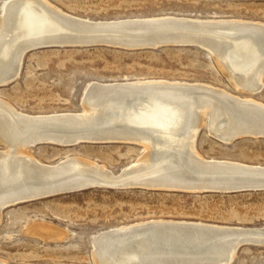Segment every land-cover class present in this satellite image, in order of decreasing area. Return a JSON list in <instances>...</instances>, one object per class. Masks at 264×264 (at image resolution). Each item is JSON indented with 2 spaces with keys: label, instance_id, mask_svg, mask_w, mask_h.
Segmentation results:
<instances>
[{
  "label": "bare ground",
  "instance_id": "bare-ground-1",
  "mask_svg": "<svg viewBox=\"0 0 264 264\" xmlns=\"http://www.w3.org/2000/svg\"><path fill=\"white\" fill-rule=\"evenodd\" d=\"M3 10L0 15V85L17 77L27 51L103 37L98 35L97 28H106L118 35V39L107 37V41L127 42L136 39L141 30L127 28L124 24L169 20L176 21L170 22L174 25L154 28L164 33L176 29L179 34H187L181 39L203 45L235 89L256 93L264 85V22L171 15L95 21L65 13L47 0H11ZM220 53L223 58L218 56ZM221 60L231 68L230 73ZM81 106L82 110L77 112L28 115L0 103V117L2 113L5 117V121L0 122V141L6 147V151H0V206L9 201L7 199L30 194V191L76 188L95 184V181L114 187L191 191L201 189L206 181L240 176L245 173L240 171L242 169L254 172L251 179H264V166L205 159L192 145L194 137L189 140L203 126L222 140H228L235 133L264 135V103L253 97L234 95L200 82L130 80L90 83L83 93ZM49 118L64 121L33 123V120ZM48 130L73 132L71 136L85 135L86 131H116L114 136L140 143L144 152L119 173L78 157L45 164L27 154L25 148L29 147L22 145L31 138L46 135L57 142L71 141ZM183 222L192 224L181 225ZM33 230L52 231L45 226H36ZM217 230L253 232L258 236L250 241L264 244V226L150 220L99 233L91 240L92 256L95 264H170L188 257L202 259V263L212 261L210 259L230 260L235 237ZM54 234L60 235L57 231ZM0 264L9 263L0 260Z\"/></svg>",
  "mask_w": 264,
  "mask_h": 264
},
{
  "label": "rangeland",
  "instance_id": "rangeland-1",
  "mask_svg": "<svg viewBox=\"0 0 264 264\" xmlns=\"http://www.w3.org/2000/svg\"><path fill=\"white\" fill-rule=\"evenodd\" d=\"M10 1L0 0V15ZM47 1L65 13L95 21L171 15L264 22V0ZM130 80L200 82L243 95L215 58L196 46L126 49L100 45L27 52L17 78L0 87V103L28 115L77 112L82 110L83 93L90 83ZM253 98L264 103V85ZM3 119L2 113L0 122ZM210 133L203 126L196 136L195 148L203 158L264 166V138L242 137L222 143ZM3 150L6 147L0 141ZM25 152L45 164L78 157L119 173L141 158L144 148L117 143L43 144L25 148ZM0 219V260L9 264H95L91 240L99 233L133 223L174 220L261 228L264 191L218 194L92 188L6 208ZM36 226L52 231L40 233L33 230ZM56 231L60 235L54 234ZM231 264H264V246H242Z\"/></svg>",
  "mask_w": 264,
  "mask_h": 264
},
{
  "label": "water",
  "instance_id": "water-1",
  "mask_svg": "<svg viewBox=\"0 0 264 264\" xmlns=\"http://www.w3.org/2000/svg\"><path fill=\"white\" fill-rule=\"evenodd\" d=\"M176 20H169V21H140V22H131V23H127L124 25H127L125 27L127 28H131L133 27L134 29H140L141 33L138 34L136 39H130V40H126L127 42H110L107 41V37H112L113 39H118V35L114 32H109V29L106 28H97V33L98 35H102L103 37H95L96 39H90L91 41H82V43H75V44H71V45H64V46H60V45H49L46 47H91V46H100V45H104V46H113V47H121V48H126V49H156V48H160V47H164V46H169V45H176V46H184V45H193L196 46L198 48H201L203 50H205L208 53V50L201 44L195 43L194 41H187L184 39H181L182 36H187V34H179L176 31V29H172L171 32L169 33H164L165 31L162 30H157L154 27L157 26H170V25H174L170 22H173ZM182 24V23H181ZM158 28V27H157ZM154 29V30H153ZM153 30V31H152ZM167 31V30H166ZM176 31V32H175ZM106 33H111L110 36H107ZM199 33V32H198ZM203 34V33H200ZM127 36H129L127 33L125 34ZM137 41V44H135ZM127 43H131V44H127ZM44 47V46H43ZM43 47H39V48H43ZM36 48V49H39ZM33 49V50H36ZM31 50V51H33ZM222 51V50H221ZM29 52V51H27ZM26 52V53H27ZM25 53V54H26ZM24 54V55H25ZM221 53L218 55L220 56ZM220 58H223V55L220 56ZM23 59V57H22ZM222 64L224 66V60H221ZM224 62V63H223ZM21 65V63H20ZM225 66L227 67V72L230 70L231 68L228 67L227 63H225ZM20 71V66L19 69ZM19 71H18V75H19ZM232 72V71H231ZM17 75V76H18ZM264 77V74H263ZM15 78L17 77H13L10 81H8L6 84L12 82L15 80ZM6 84H1V86H4ZM258 92H254V93H249V92H243L242 91V96H249V97H253V95H256ZM67 120V119H66ZM35 123L36 121L38 123H42V124H57L60 123L64 120H60V119H46V120H33ZM49 133L52 134H60L62 136L71 138L70 142H57V141H53L52 137L50 135H46V137H37V138H31L30 142L26 143L25 145H22L23 147H34V146H38V145H43V144H54V145H58V146H76L79 144H139L135 141H130L129 139H126L125 137H116L114 135H116V131H100V132H95V131H86L85 135H75V136H71V134H73V132H53L51 130H48ZM199 131V129H198ZM198 131L192 135L189 140H191L194 137V141L192 143V145L195 148V140H196V136ZM69 132V133H68ZM92 133V134H91ZM122 133V132H120ZM89 134V135H86ZM122 134H126V133H122ZM242 137H254V138H264V135H251V134H242V133H235L234 135H232L231 137H229L228 140H222V139H218L220 142L222 143H230L236 139L242 138ZM191 144V142H190ZM242 172H245L244 174L240 175V176H236L233 178H223L220 181H209V182H205V186H202L201 189H196V190H191V191H182V190H171V189H158V190H169V191H179V192H191V193H218V194H236V193H243V192H262L264 191V179H251V175L254 174V172H247L249 170H240ZM106 185L100 183L98 184L95 181V184H84L81 185L80 187H76V188H66V189H62V190H57L53 187H51L52 189H47V191H30V194H23V195H17L15 197H12L11 199H7L9 201H6V203L2 204L0 207V214L1 212L9 207L12 206H16L19 204H23L26 202H34L37 200H41V199H45V198H50V197H54V196H58V195H64V194H72V193H76V192H80V191H85L88 189H92V188H111V189H115V188H140V189H148V187H139V186H106ZM186 190V189H185ZM199 190V191H197ZM192 223H188L187 222H183L181 223V225H191ZM194 224V223H193ZM184 229V228H183ZM217 231H222L221 234L226 235V234H230L231 236L234 235L235 237V248H234V253L233 255H231V259L229 260H225V259H219V261L217 260H213L210 259L212 261H208L207 263H202V259H197V258H193L190 259L189 257L187 259L184 258H180L179 260L174 261V263H170V264H231L234 259H235V255L237 253V251L239 250V248H241L242 246H249V245H253V246H264V244H254L252 241L250 240H256V237L258 236V234H255L253 232H248V231H243V230H235L233 232H229V231H223V230H217ZM233 257V258H232ZM156 264H161V263H156ZM167 264V263H164Z\"/></svg>",
  "mask_w": 264,
  "mask_h": 264
}]
</instances>
